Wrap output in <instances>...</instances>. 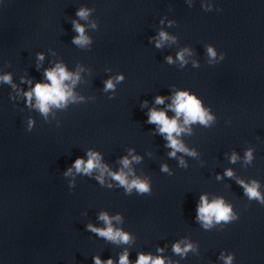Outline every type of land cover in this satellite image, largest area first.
Here are the masks:
<instances>
[{
    "label": "water",
    "instance_id": "obj_1",
    "mask_svg": "<svg viewBox=\"0 0 264 264\" xmlns=\"http://www.w3.org/2000/svg\"><path fill=\"white\" fill-rule=\"evenodd\" d=\"M74 23L84 45L208 55L211 47L264 64V0H0V43L78 45Z\"/></svg>",
    "mask_w": 264,
    "mask_h": 264
},
{
    "label": "clouds",
    "instance_id": "obj_2",
    "mask_svg": "<svg viewBox=\"0 0 264 264\" xmlns=\"http://www.w3.org/2000/svg\"><path fill=\"white\" fill-rule=\"evenodd\" d=\"M219 11V9H218ZM77 16L80 18H85L87 16V12L81 9L77 12ZM75 30L80 33V36L78 38H74L73 43L78 45H84L88 43V40L83 37L84 28L74 23ZM162 38H166L164 33L160 34ZM157 47H160L159 44H157ZM208 53L211 57L215 58L216 53L215 51L209 47ZM179 59H183V54H179ZM40 59H43L41 56ZM221 60L225 59V55L221 54L220 57ZM168 62L171 63V58H168ZM195 66V65H194ZM47 79L51 82L49 85H42L37 84L35 88L33 89V93L37 99V106L43 113L48 112V105L49 104H55L59 105L61 101H64L66 99V91L63 86V81L69 79V76L66 74L63 67L57 65L56 69L53 71H47L45 73ZM123 77H119L118 79H122ZM3 80L5 82L10 81L9 76L3 77ZM112 82L108 81L106 84V88L110 89L112 88ZM33 93H26V95L31 98ZM70 94V93H68ZM156 102L158 104L163 103V99L158 97ZM175 112L177 113V116H180L181 114L184 115L185 120L184 122L187 124L189 122H196L199 121L202 124H206L207 120H211L212 117L208 116L206 120V113L200 106V102L194 97L188 95L186 92H179L176 94L175 100ZM150 123H156L161 125L160 132L167 134V139L169 140L170 144L169 146L173 149H177L180 151H184L182 146L177 142L176 139L173 138V133H176L179 135L181 129L177 125V120L172 119L169 120L166 115L163 112H156L152 111L149 118ZM89 160L85 164L82 159H76L73 167L77 170V172L81 171L82 165H83V171L85 173H90L91 170L94 167H97V164L94 163V161L97 159L96 154L94 153H88ZM170 155H175V152L171 153ZM249 158H251V153H248ZM234 159V158H233ZM125 167L128 165L127 159L123 161ZM71 171V168L68 170ZM164 171H167V168H164ZM67 175V173H65ZM228 176H231L232 173L228 172ZM115 180L119 181L122 185L126 183L123 175H114L113 177ZM99 179V178H98ZM135 187L140 193H146L149 191L148 186L145 183L139 182V181H133L132 185L129 186V188ZM256 185L254 182V186L247 187L245 186V191L249 198H257L259 199V193L256 190ZM201 206H198L197 208V216L199 220H202L205 222V226L211 225L213 218L216 222L225 221L227 222L230 219V211L231 209L229 207L224 206L223 201L213 202L211 204L207 203L205 197H201ZM261 203H264V200H261ZM101 220L105 222L107 226L106 229H98L93 227L91 224L87 225V229L90 230L93 233H96L100 237H104L107 240L110 241H117L120 240L124 243H127L129 241V236L127 234H124L120 231H114L111 227V222L106 214H101L99 217ZM119 219V217H117ZM188 248H191V245L188 246ZM173 250L176 253H181V249L179 245H174ZM187 249H185L186 251ZM158 251H162V249H158ZM232 257H229L226 264H231ZM94 264H101V261L98 257H94ZM106 264H113L112 260L109 259ZM119 264H129L128 255L125 253L124 255H121L119 258ZM136 264H165V261L161 257L153 258L150 255H144L140 254L138 256V259L136 261Z\"/></svg>",
    "mask_w": 264,
    "mask_h": 264
}]
</instances>
